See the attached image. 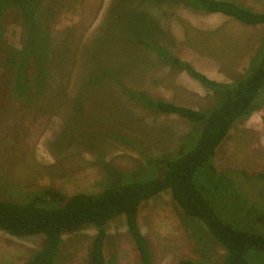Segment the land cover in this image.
Instances as JSON below:
<instances>
[{
  "label": "rangeland",
  "instance_id": "1",
  "mask_svg": "<svg viewBox=\"0 0 264 264\" xmlns=\"http://www.w3.org/2000/svg\"><path fill=\"white\" fill-rule=\"evenodd\" d=\"M235 1L264 13V0ZM263 38V25L209 14L186 0H0V199L23 204L45 188L68 197L96 194L143 169V177L162 176L168 160L184 154L193 125L144 109L127 91L194 110H209L219 98L146 44L233 84L254 58L257 68L263 63ZM8 49L19 53L15 66L6 63ZM20 74L27 81L15 84ZM262 95L217 149L219 173L203 178L216 215L254 233H264V224L254 223L264 217ZM138 222L154 264L224 259L205 225L184 221L170 191L145 202ZM107 229L106 264H140L125 218ZM95 235L89 226L63 236L56 264H91ZM44 241L0 230V264H26Z\"/></svg>",
  "mask_w": 264,
  "mask_h": 264
},
{
  "label": "trees",
  "instance_id": "2",
  "mask_svg": "<svg viewBox=\"0 0 264 264\" xmlns=\"http://www.w3.org/2000/svg\"><path fill=\"white\" fill-rule=\"evenodd\" d=\"M186 1L192 8L209 14H222L247 26H264V13L254 11L235 0ZM146 47L156 54L162 53L164 63L186 72L205 89L213 91L219 98L218 103L209 110H194L163 99L151 98L145 93L127 91L129 99L144 109L163 115H176L193 125L186 138L184 154L168 160L166 172L162 176L143 177L146 171L143 169L138 176H127L120 182L113 181V184L96 194L68 197L59 191L45 188L23 204L0 199L1 231L19 238L44 236L42 248L26 264H56L63 236L89 226L96 230L89 261L91 264H106L108 224L120 217L125 218L140 264H154L149 242L140 229L138 217L145 202L166 191L172 193L174 202L183 211L184 221L188 220L196 229L201 225L208 228L225 253L221 264H264V233L248 232L222 221L206 194L208 188L205 183L209 181L203 179L207 176L209 180L219 173L213 164L217 149L239 121L251 116L255 111L252 107L263 96L264 61L257 68L260 60L254 64V58L241 78L233 84H224L208 79L189 63L173 57L159 44H146ZM262 51L264 38L260 42L258 54ZM14 52L8 49L6 63L15 66L16 59L12 58ZM27 78V74L25 79L20 74L14 83L27 81ZM258 179L264 182V173ZM254 223L263 226L264 217L257 218ZM178 264L214 263L182 259Z\"/></svg>",
  "mask_w": 264,
  "mask_h": 264
}]
</instances>
